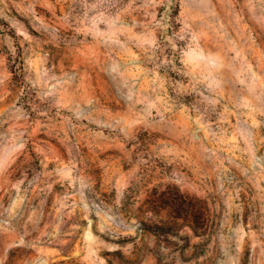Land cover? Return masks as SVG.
<instances>
[{
  "label": "rangeland",
  "instance_id": "rangeland-1",
  "mask_svg": "<svg viewBox=\"0 0 264 264\" xmlns=\"http://www.w3.org/2000/svg\"><path fill=\"white\" fill-rule=\"evenodd\" d=\"M0 264H264V0H0Z\"/></svg>",
  "mask_w": 264,
  "mask_h": 264
}]
</instances>
